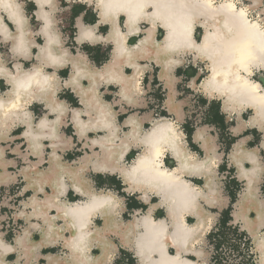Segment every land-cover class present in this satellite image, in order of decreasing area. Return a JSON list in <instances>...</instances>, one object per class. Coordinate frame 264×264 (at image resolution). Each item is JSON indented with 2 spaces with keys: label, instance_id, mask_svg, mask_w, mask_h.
I'll return each instance as SVG.
<instances>
[{
  "label": "clouds",
  "instance_id": "clouds-1",
  "mask_svg": "<svg viewBox=\"0 0 264 264\" xmlns=\"http://www.w3.org/2000/svg\"><path fill=\"white\" fill-rule=\"evenodd\" d=\"M218 255L264 264V0H0V264Z\"/></svg>",
  "mask_w": 264,
  "mask_h": 264
},
{
  "label": "crops",
  "instance_id": "crops-1",
  "mask_svg": "<svg viewBox=\"0 0 264 264\" xmlns=\"http://www.w3.org/2000/svg\"><path fill=\"white\" fill-rule=\"evenodd\" d=\"M31 7V6H30ZM83 6H77L73 9L72 15L75 16L76 14H78V12L80 10H82ZM86 22H90V21H94V16L91 14V12H89V14L85 17ZM71 30V29H69ZM106 29H101V31H105ZM84 50L89 52L91 54V58L94 59L98 64L105 60L107 58V53L103 50H101L99 47L95 48V49H91L89 48L87 45L84 46ZM181 72V70L177 71V74L179 75ZM62 76H66V70L60 73ZM155 95L157 96V98H161L160 97V93L157 91L155 93ZM67 99L75 106L76 105V101L75 99L71 96V94H67ZM200 104H203L204 101L201 99L199 100ZM37 112H39V108L38 106L36 107ZM206 122H211V123H216L221 129L224 128V124H223V118L218 114V105L213 102L212 107L208 110V112L206 113ZM190 123L185 125L186 131L189 133V138H190V134L192 132V128L190 127ZM67 131H71V129H68ZM194 147V146H193ZM69 159L72 158L71 154H69V156L67 157ZM221 170H223V166L221 167ZM97 181L99 183H104L105 179L103 177H96ZM107 182L115 184L117 187H119V182L117 180H115L114 177H109ZM235 187V181H232L229 185V191L232 192V189ZM233 195V199L234 197V192H232ZM69 197L71 198V193H69ZM141 205H138L134 199H130L129 201V207H139ZM158 216L163 215L162 212H158L157 213ZM127 218V217H125ZM229 215H228V211L226 210L223 214H222V218L220 220V231L219 232H214L212 234H210L209 236V240H215V246L216 249L218 250L222 245H226L229 243L230 241V237L232 234H234V230L228 228L226 226L227 224V220L229 219ZM224 219V223L222 225V220ZM54 251V250H53ZM129 254L127 253H123L122 252V256L124 257H128ZM116 264H122L121 261H117ZM129 264H132L131 259L129 258ZM219 264V263H217Z\"/></svg>",
  "mask_w": 264,
  "mask_h": 264
},
{
  "label": "built area",
  "instance_id": "built-area-1",
  "mask_svg": "<svg viewBox=\"0 0 264 264\" xmlns=\"http://www.w3.org/2000/svg\"><path fill=\"white\" fill-rule=\"evenodd\" d=\"M230 239H231V237H230ZM221 248V247H220ZM219 248V249H220ZM219 249H218V251H219ZM214 259L217 261V263H219V260H220V257H219V255L217 256V257H214Z\"/></svg>",
  "mask_w": 264,
  "mask_h": 264
},
{
  "label": "trees",
  "instance_id": "trees-1",
  "mask_svg": "<svg viewBox=\"0 0 264 264\" xmlns=\"http://www.w3.org/2000/svg\"><path fill=\"white\" fill-rule=\"evenodd\" d=\"M221 223H222V225H223V224H225V223H224V219L222 220V222H221Z\"/></svg>",
  "mask_w": 264,
  "mask_h": 264
}]
</instances>
